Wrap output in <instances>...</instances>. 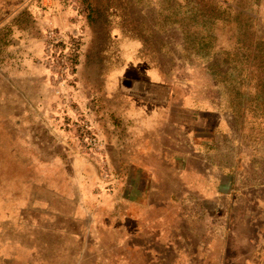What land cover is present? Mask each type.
I'll return each instance as SVG.
<instances>
[{
  "label": "rangeland",
  "instance_id": "1",
  "mask_svg": "<svg viewBox=\"0 0 264 264\" xmlns=\"http://www.w3.org/2000/svg\"><path fill=\"white\" fill-rule=\"evenodd\" d=\"M130 43L177 81L178 93L183 84L206 75L211 102L241 116L244 133H264V0H0L3 214L25 202L27 192L37 191L26 187L32 180L50 182L70 196L77 193L78 180L85 192L97 182L111 193L101 169L82 166L80 178L72 164L82 156L103 166V156L84 148L77 127L81 120L92 122L104 153L108 142L130 144L137 138L132 119L137 113L128 101L165 99V89L148 85L142 70L125 68ZM177 104L173 114L184 115ZM111 150L117 154L120 146ZM85 196L90 198V191ZM239 210L264 214L261 206ZM0 223L5 232L0 264H37L42 257L62 256L55 252L62 241L57 235L32 236L31 231L26 236L24 218ZM16 231L23 235H10ZM263 235L251 240L260 244ZM65 242V261L74 264L75 254L69 252L74 241Z\"/></svg>",
  "mask_w": 264,
  "mask_h": 264
},
{
  "label": "crops",
  "instance_id": "2",
  "mask_svg": "<svg viewBox=\"0 0 264 264\" xmlns=\"http://www.w3.org/2000/svg\"><path fill=\"white\" fill-rule=\"evenodd\" d=\"M130 46L125 68L142 70L148 85L166 95L164 101H128L137 113V138L130 144L107 141L101 155L121 176L114 192L106 194L96 182L87 199L81 180L73 196L50 182L28 181L26 187L37 191L27 192L26 201L14 203L7 215L0 209V221L24 218L26 236L33 231L32 236L62 238L55 249L62 256L42 257L37 264H67L69 237L74 264H264V241L251 240L264 234V214L239 213L240 206L264 208V133H244L241 116L211 102L206 75L178 93L177 81ZM176 100L184 115L173 114ZM150 129L157 131L152 137L146 134ZM81 157L72 164L80 178L82 166L101 169Z\"/></svg>",
  "mask_w": 264,
  "mask_h": 264
},
{
  "label": "built area",
  "instance_id": "3",
  "mask_svg": "<svg viewBox=\"0 0 264 264\" xmlns=\"http://www.w3.org/2000/svg\"><path fill=\"white\" fill-rule=\"evenodd\" d=\"M77 127H79L80 137L84 141V148L88 149L91 154H95L101 158V155L103 154L101 153V138L95 130L92 122L86 119L83 121L81 120ZM101 163L103 164V166H101V174L105 180H103L104 187L112 193L116 189V185L121 179V176L118 172L111 170L105 161L102 160Z\"/></svg>",
  "mask_w": 264,
  "mask_h": 264
}]
</instances>
